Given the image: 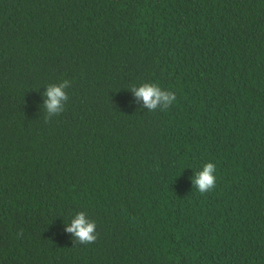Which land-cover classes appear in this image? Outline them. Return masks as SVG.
I'll use <instances>...</instances> for the list:
<instances>
[{
  "label": "trees",
  "instance_id": "16d2710c",
  "mask_svg": "<svg viewBox=\"0 0 264 264\" xmlns=\"http://www.w3.org/2000/svg\"><path fill=\"white\" fill-rule=\"evenodd\" d=\"M0 264H264V0H0Z\"/></svg>",
  "mask_w": 264,
  "mask_h": 264
}]
</instances>
